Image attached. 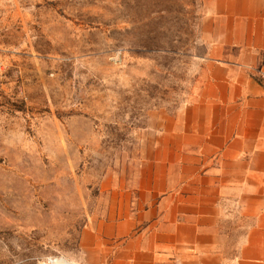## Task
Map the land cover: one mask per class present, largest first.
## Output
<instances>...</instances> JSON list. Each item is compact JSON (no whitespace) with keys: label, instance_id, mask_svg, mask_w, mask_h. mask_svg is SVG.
<instances>
[{"label":"rangeland","instance_id":"obj_1","mask_svg":"<svg viewBox=\"0 0 264 264\" xmlns=\"http://www.w3.org/2000/svg\"><path fill=\"white\" fill-rule=\"evenodd\" d=\"M202 16L203 0H0V264H116L84 231L196 85Z\"/></svg>","mask_w":264,"mask_h":264},{"label":"crops","instance_id":"obj_2","mask_svg":"<svg viewBox=\"0 0 264 264\" xmlns=\"http://www.w3.org/2000/svg\"><path fill=\"white\" fill-rule=\"evenodd\" d=\"M200 39L196 85L143 130L136 176L84 231L85 252L264 264V0H203Z\"/></svg>","mask_w":264,"mask_h":264},{"label":"bare ground","instance_id":"obj_3","mask_svg":"<svg viewBox=\"0 0 264 264\" xmlns=\"http://www.w3.org/2000/svg\"><path fill=\"white\" fill-rule=\"evenodd\" d=\"M53 264H71L68 260L64 258H57L52 260Z\"/></svg>","mask_w":264,"mask_h":264},{"label":"trees","instance_id":"obj_4","mask_svg":"<svg viewBox=\"0 0 264 264\" xmlns=\"http://www.w3.org/2000/svg\"><path fill=\"white\" fill-rule=\"evenodd\" d=\"M167 51V49H165Z\"/></svg>","mask_w":264,"mask_h":264}]
</instances>
